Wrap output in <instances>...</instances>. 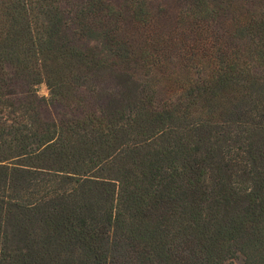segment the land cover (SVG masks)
I'll use <instances>...</instances> for the list:
<instances>
[{"label": "trees", "instance_id": "obj_1", "mask_svg": "<svg viewBox=\"0 0 264 264\" xmlns=\"http://www.w3.org/2000/svg\"><path fill=\"white\" fill-rule=\"evenodd\" d=\"M61 2L0 0V264H264V139L231 128L264 102V0H184L167 37L85 0L83 46Z\"/></svg>", "mask_w": 264, "mask_h": 264}, {"label": "rangeland", "instance_id": "obj_2", "mask_svg": "<svg viewBox=\"0 0 264 264\" xmlns=\"http://www.w3.org/2000/svg\"><path fill=\"white\" fill-rule=\"evenodd\" d=\"M85 0H62L61 5L68 17L69 21L72 23V38L73 41L79 45L83 46L88 45V42L84 41L79 37L75 28H76V20L75 13L78 7ZM109 3L114 4L117 8L122 7L123 10H126L131 3V0H107ZM146 5V11L149 14L150 26L145 27L142 33H150L151 35L157 37H167L172 34L176 25L180 10L183 6L184 0H143ZM136 30L131 26L127 27V33L132 35V32ZM92 45V44H90ZM115 69L109 70V72L103 74L104 82H101L103 86L107 88L116 85V79L118 78L117 73L114 71ZM142 75H145V72H141ZM38 95L40 97L49 98V91L45 84L38 86ZM254 106L250 108L253 111L250 112L247 116L249 117V123L243 126H238L237 124L232 123L231 128L237 132L242 131V134L247 133V144H251L253 146L259 145L264 139V117L262 116V112L264 111V102L256 103L254 102ZM256 103V104H255ZM60 111H66L65 108L61 106H51L50 108L43 110V115L46 118L56 116ZM245 131V133H244ZM184 135H186L189 140L196 141L198 133L191 128L183 129ZM241 134V133H240ZM263 138V139H262ZM262 139V140H261ZM215 140L213 137L212 141L205 140V143L212 142ZM205 154V151H202V155ZM218 153H216L217 156ZM254 158L251 157L247 151L242 154L241 157L235 159V163L244 165L245 162L250 164L253 162ZM236 264H243L242 260L235 261Z\"/></svg>", "mask_w": 264, "mask_h": 264}]
</instances>
